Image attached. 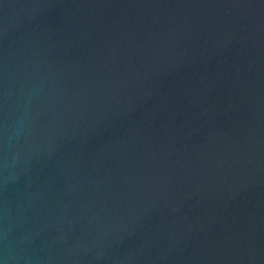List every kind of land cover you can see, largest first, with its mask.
Returning <instances> with one entry per match:
<instances>
[{
	"label": "water",
	"instance_id": "95a60500",
	"mask_svg": "<svg viewBox=\"0 0 264 264\" xmlns=\"http://www.w3.org/2000/svg\"><path fill=\"white\" fill-rule=\"evenodd\" d=\"M0 264H264V0H0Z\"/></svg>",
	"mask_w": 264,
	"mask_h": 264
}]
</instances>
